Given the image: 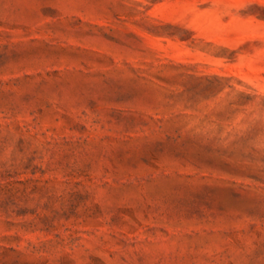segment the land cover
<instances>
[{
  "label": "rangeland",
  "instance_id": "1",
  "mask_svg": "<svg viewBox=\"0 0 264 264\" xmlns=\"http://www.w3.org/2000/svg\"><path fill=\"white\" fill-rule=\"evenodd\" d=\"M0 264H264V0H0Z\"/></svg>",
  "mask_w": 264,
  "mask_h": 264
}]
</instances>
